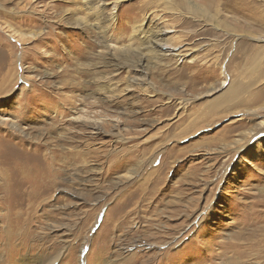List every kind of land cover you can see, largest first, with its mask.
<instances>
[{"label":"rangeland","instance_id":"1","mask_svg":"<svg viewBox=\"0 0 264 264\" xmlns=\"http://www.w3.org/2000/svg\"><path fill=\"white\" fill-rule=\"evenodd\" d=\"M192 1L0 0V264H264V0Z\"/></svg>","mask_w":264,"mask_h":264},{"label":"bare ground","instance_id":"2","mask_svg":"<svg viewBox=\"0 0 264 264\" xmlns=\"http://www.w3.org/2000/svg\"><path fill=\"white\" fill-rule=\"evenodd\" d=\"M112 1V2H109ZM124 0H84V3H88L90 4V9H91V13H97L98 17H100L102 20L104 19L105 21V26H101L100 28H105L107 30V28L109 29L111 27V25L113 23H115L117 21L116 19V11L119 7V5L121 4V2ZM188 3H192V0H186ZM209 1L211 3H215L217 2L216 0H206ZM233 1V0H232ZM248 1V0H247ZM246 0L244 1V5H245V11H247V13H252L255 12V8H251L249 7V4L252 3L254 4L255 0H249V2H247ZM185 2V1H184ZM206 3V2H205ZM251 6V5H250ZM254 7V6H253ZM251 8V9H250ZM192 12H199L200 8H190ZM258 10V9H257ZM263 12L259 13L260 17H264V9L262 10ZM94 12V13H93ZM258 12V11H257ZM258 15V13H257ZM97 17V15L95 16ZM82 24L78 25L81 27ZM159 26V25H158ZM259 27V26H258ZM159 29V36H166L165 38H158L155 40H152V43L155 44L159 49H161V51L164 52V54L170 58L176 59V61H179L181 59H183V55L181 54V51H179L178 47L172 46L168 43V35L170 33V31L168 29ZM102 31V30H100ZM168 36V37H167ZM171 38V37H170ZM165 39V40H164ZM179 51L178 53H175ZM135 79V78H134ZM5 82V81H4ZM1 90V89H0ZM235 92H237V89L235 88ZM239 92V91H238ZM261 95V94H260ZM254 101H257V98H254ZM223 102V101H222ZM225 103V102H224ZM215 103H211V108H213L215 106ZM219 106V105H218ZM215 109V108H214ZM4 127V126H3ZM18 128V127H15ZM97 129V128H96ZM19 130V129H18ZM7 132V131H6ZM17 143V142H16ZM45 158V157H44ZM47 160V159H46ZM11 162V161H10ZM23 163V162H22ZM21 163V164H22ZM13 166V165H12ZM16 167L14 168V170L16 171ZM0 170L1 167H0ZM3 171V170H2ZM18 171V170H17ZM4 173V172H3ZM47 180V179H46ZM30 179L25 177V176H21V175H5L2 174L0 177V193H2V196L0 197V200H2V203H10L12 204V208L13 207H18L20 206L21 202H23L22 200V193H21V188L23 186H26V184L30 183ZM33 184H36L34 181H32ZM49 184V183H48ZM51 184V183H50ZM20 186V187H19ZM48 187V186H47ZM30 188V187H29ZM38 188V187H37ZM49 189V188H48ZM23 190V189H22ZM28 190V189H27ZM33 190V189H32ZM36 192V191H35ZM33 192V193H35ZM28 193V192H27ZM27 198V197H26ZM32 200V199H31ZM18 209V208H17ZM15 212V211H14ZM12 213V212H11ZM16 213V212H15ZM12 216V215H10ZM18 219L19 214L16 213L15 215ZM13 219V218H12ZM8 221V220H7ZM9 222V221H8ZM14 224V223H12ZM8 225V224H7ZM18 228V227H17ZM19 233V232H18ZM23 233V232H22ZM20 233V235L22 234ZM15 235V234H14ZM19 235V234H18ZM31 236V235H30ZM7 239H10V237L7 235L6 237ZM15 238V237H14ZM9 242V241H8ZM11 243V242H10ZM172 243H175V241H173ZM169 244V243H168ZM9 245V243L7 244V246ZM15 248V247H14ZM160 248V247H159ZM9 249V248H8ZM161 250V248H160ZM18 255V254H17ZM45 255V254H44ZM163 260L166 259V257L163 255ZM9 259V258H8Z\"/></svg>","mask_w":264,"mask_h":264}]
</instances>
